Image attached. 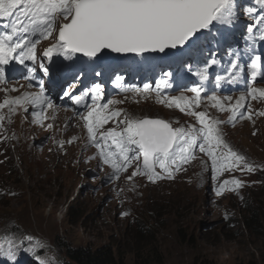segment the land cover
I'll use <instances>...</instances> for the list:
<instances>
[{
	"label": "rangeland",
	"instance_id": "rangeland-1",
	"mask_svg": "<svg viewBox=\"0 0 264 264\" xmlns=\"http://www.w3.org/2000/svg\"><path fill=\"white\" fill-rule=\"evenodd\" d=\"M241 16L244 17L243 14ZM55 38L56 33L38 45L42 53L55 42ZM263 50L264 42L260 45L261 54ZM129 62L134 63L133 73H123ZM61 63L62 57L53 56L52 63L48 64L49 74L44 76L41 70L37 72L38 79L45 81L52 71L58 73L45 86L46 94L56 105L55 109L45 112L48 118L44 122L50 120L48 124L53 125L52 129H48V124L39 128L33 122L31 113L36 109L31 105L27 112L17 108L11 116V123L7 119L8 109L2 110L6 119L3 129H0V238L9 236L19 240L31 235L44 247L33 254L25 250L31 247L25 240L17 252L41 254L40 257L50 264L67 262L63 243L90 248L112 245L127 255L128 264H133L139 222L145 226L144 235L148 239L145 243L153 242L159 248L165 264H199L206 260L214 264H264L263 242L244 225L245 217L250 215V206L260 204L264 208V116L257 114L264 111V100L250 101L252 120L237 118L233 125L229 122L231 113L220 112L207 97L211 94L221 98L232 96L229 103L235 104L242 94L217 92L215 75L225 73L222 67L213 66L204 84L206 91L202 93V103L195 109L222 121L219 127L223 139L253 165V172H225L214 182L210 158L197 151L195 159L184 165L173 179L165 178L153 183L145 176H136L129 181L132 172L142 166L141 157L139 161H133L119 180L111 181L112 169L103 164L100 151L88 140L85 122L78 115L85 108L63 96L75 81V76L61 70ZM116 64V71L102 73L101 76H96L87 66L71 94H80L85 88L90 89L99 83L103 88V98L99 103L112 99L122 101L109 105L106 115L120 110L119 120L127 115L137 119H163L173 127H200L194 117L160 102L183 89L187 93L184 96H194L187 89L200 86L201 82L185 67L181 66L179 74L172 76V87L162 89L161 97H157L156 81L164 71H174L178 65L162 61L148 63L139 57L125 61L121 67ZM117 74L125 77L123 84L126 87L143 88L144 84H150L153 91L146 95L122 92L114 82ZM249 78L250 73L246 69L244 80L238 83L247 86ZM31 84L29 87V81L23 80L13 87L18 91L0 92L4 96L1 98L0 95V103L6 97L38 92V80L31 81ZM254 86L264 89V80L256 81ZM65 98L68 100L66 105L62 102ZM88 101L91 102L90 97ZM60 104L70 110H60ZM247 106L246 103L245 108ZM69 116H76L80 123L75 121L68 127ZM116 126L117 122L112 120L99 131ZM60 141L64 142L63 147H60ZM231 179L241 180L243 187L232 191L233 186L228 185L222 195L217 196L215 189L224 180ZM71 213H75L74 217ZM81 215L82 218L75 221L76 216ZM191 237H195L196 242H190ZM7 261L0 258V264Z\"/></svg>",
	"mask_w": 264,
	"mask_h": 264
},
{
	"label": "snow or ice",
	"instance_id": "snow-or-ice-1",
	"mask_svg": "<svg viewBox=\"0 0 264 264\" xmlns=\"http://www.w3.org/2000/svg\"><path fill=\"white\" fill-rule=\"evenodd\" d=\"M242 13L251 22L244 25L243 47H239L230 41L241 25ZM0 19L8 21L0 26V92L7 94L19 90L8 87L10 81L6 69L13 62L26 70L23 78L29 81V87L34 80L39 84L38 92L6 97L0 103V129L6 119L3 109H8L7 119L11 123L17 108L27 112L29 105L36 109L31 113L33 122L43 127L48 118L46 110L55 109L56 105L46 94L43 79L37 77V65L47 76L48 64L56 56L70 62L67 65L61 63V70L74 75L75 81L63 96L85 108L78 115L85 122L88 140L100 151L103 164L112 169L109 180H119L133 161H139L141 157L142 166L132 172L129 181L136 176H145L153 183L173 179L184 165L195 159L197 151L210 158L214 182L225 172L255 170L243 155L225 142L219 127L222 121L195 109L202 103V93L206 91L204 84L209 79L211 67H222L225 73L215 75L217 88L222 83L242 82L247 69L250 78L246 95H240L235 104L225 103L231 102L232 96L221 98L211 94L207 98L220 112L231 113L229 122L233 125L237 118L253 119L250 101L264 100V89L254 86L257 78L264 80V60L260 52L264 42V0H248L247 3L242 0H0ZM54 33H57L55 42L38 57V45L52 38ZM108 53L139 57L148 63L162 61L183 65L201 82L200 86L187 89L194 96L164 97L160 102L194 117L200 127H173L163 119H137L127 115L119 120L120 110L106 115L109 105L122 101L112 99L99 103L103 98L99 83L72 95L75 82L83 76V65L87 64L96 76L116 71L107 59ZM194 64L198 66L194 67ZM172 76L171 71H164L156 81L157 97H161L162 89L172 87ZM124 79L120 74L114 78L122 92L146 95L153 91L150 84H144L143 88L126 87ZM89 97L91 103L87 102ZM257 114L264 116V111ZM112 120L117 122L115 128L99 131ZM47 127L52 129L53 125ZM59 145L63 147L64 142L60 141ZM228 185L236 191L243 187V182L224 180L215 189L216 195H222ZM25 240L31 245L25 250L33 254L44 247L31 235L19 240L4 236L0 238V256L15 264L17 251ZM36 259L38 264H50L39 256Z\"/></svg>",
	"mask_w": 264,
	"mask_h": 264
},
{
	"label": "trees",
	"instance_id": "trees-1",
	"mask_svg": "<svg viewBox=\"0 0 264 264\" xmlns=\"http://www.w3.org/2000/svg\"><path fill=\"white\" fill-rule=\"evenodd\" d=\"M73 215H75V213L71 216ZM81 218L82 215L76 216L75 221ZM244 225L250 231H253L254 234L257 235L255 237L264 244V208H261L260 204L250 206V215L245 217ZM144 227L145 226H142L141 223L138 222L136 232L137 243L132 258L133 264H165L159 248L154 246L153 242L150 244L145 243L148 239L144 235ZM178 231L184 235L182 229ZM183 238L186 239L185 235ZM190 242H196L195 237H191ZM62 249L65 260L67 261L64 264H128L129 260L122 250H118L112 245L90 248L71 246L63 243ZM29 255L17 252V264H38V262H36V257L42 256L41 254ZM199 264H214V262L206 260L199 262Z\"/></svg>",
	"mask_w": 264,
	"mask_h": 264
},
{
	"label": "bare ground",
	"instance_id": "bare-ground-1",
	"mask_svg": "<svg viewBox=\"0 0 264 264\" xmlns=\"http://www.w3.org/2000/svg\"><path fill=\"white\" fill-rule=\"evenodd\" d=\"M126 71V70H125ZM125 71H124V73H125ZM200 85V84H199ZM231 85H233V88H231ZM214 86H215V83H214ZM234 87H235V84H228V83H222L221 84V86L220 87H216L215 86V90L217 91V92H219V93H222V94H228L229 92H231L233 89H234ZM241 88L242 89H244L245 88V86L244 85H241ZM240 93H243V92H236L235 94H240ZM246 93V92H245ZM245 93H243V94H245ZM1 95V94H0ZM180 95H187V93H186V90H178V91H176V92H174V94H173V96H180ZM4 98V96L3 95H1V98ZM172 97V96H171ZM1 100V99H0ZM67 99L65 98V99H63V101L62 102H64L65 103V105L67 104ZM2 102V101H1ZM226 103H229V102H226ZM60 107H62V108H59L60 110H62V111H69L70 109H64L63 107H65V106H63L62 104H60L59 105ZM47 110H49V109H47ZM53 110V109H52ZM46 113H48V112H46ZM70 117V116H69ZM49 121L50 120H48V121H46V122H44V125L43 126H45L46 124H48L49 123ZM75 121H77V124L78 123H80L79 121H78V118L76 117V116H74V117H70V118H67V126L68 127H71V126H73L74 125V122ZM189 121V120H188ZM187 122V121H186ZM38 125V127L39 128H42V126H40L39 124H37ZM80 125V124H79ZM106 126V124L103 126V127H105ZM102 127V128H103ZM102 128L100 129V130H102ZM109 130V129H108ZM7 132V131H6ZM3 155V154H2ZM134 181V180H133ZM159 185H160V183H159ZM133 186V185H132ZM142 186V185H141Z\"/></svg>",
	"mask_w": 264,
	"mask_h": 264
},
{
	"label": "water",
	"instance_id": "water-1",
	"mask_svg": "<svg viewBox=\"0 0 264 264\" xmlns=\"http://www.w3.org/2000/svg\"><path fill=\"white\" fill-rule=\"evenodd\" d=\"M101 55H104V53H101ZM129 57V56H128ZM127 57L121 56L119 54H114V53H108L107 54V59H116V60H123ZM143 161V160H142Z\"/></svg>",
	"mask_w": 264,
	"mask_h": 264
},
{
	"label": "clouds",
	"instance_id": "clouds-1",
	"mask_svg": "<svg viewBox=\"0 0 264 264\" xmlns=\"http://www.w3.org/2000/svg\"><path fill=\"white\" fill-rule=\"evenodd\" d=\"M264 54V53H263ZM15 62H13L12 64H14ZM12 66V65H11Z\"/></svg>",
	"mask_w": 264,
	"mask_h": 264
}]
</instances>
